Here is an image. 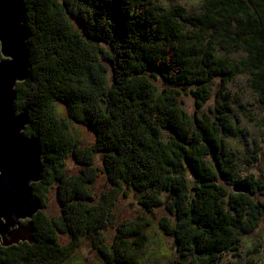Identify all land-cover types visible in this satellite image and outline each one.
Here are the masks:
<instances>
[{
  "label": "trees",
  "instance_id": "16d2710c",
  "mask_svg": "<svg viewBox=\"0 0 264 264\" xmlns=\"http://www.w3.org/2000/svg\"><path fill=\"white\" fill-rule=\"evenodd\" d=\"M22 2L28 66L15 106L39 144L42 174L31 191L40 208L33 241L0 246V264H60L85 237L106 264H146L144 227L160 205L173 264H221L237 246L236 228L264 222V176L235 177L225 138L244 133L226 87L235 74H249L264 111V0H201L197 10L157 0ZM213 92L211 114L200 112ZM182 94L193 98L191 112ZM69 118L91 129L90 143ZM67 157L78 165L70 172ZM101 174L105 187L94 196L89 184ZM236 182L248 192L234 191ZM50 190L58 203L51 215L43 210ZM130 195L146 213L116 221L105 241L116 200Z\"/></svg>",
  "mask_w": 264,
  "mask_h": 264
},
{
  "label": "rangeland",
  "instance_id": "374dc122",
  "mask_svg": "<svg viewBox=\"0 0 264 264\" xmlns=\"http://www.w3.org/2000/svg\"><path fill=\"white\" fill-rule=\"evenodd\" d=\"M157 1L166 7L179 3L188 10H197L201 3V0ZM248 75L247 72H238L226 83V87L231 93V112L233 117L237 118L238 124L244 131L242 135H225L227 145L237 164L235 177L249 174L253 177L264 176V111L256 102L255 94L247 81ZM216 97L213 92L210 98L202 104L200 112L204 111L211 114L210 109ZM181 98L185 109L189 112L195 109L193 98L189 94H182ZM55 108L58 115L66 116L60 101H55ZM67 121L72 133L81 143L88 144L93 140V132L88 126L70 118ZM245 158H248L249 161L247 162ZM95 162L99 163L97 158H95ZM77 167V163L72 158H66L64 168L68 172L75 170ZM222 183L231 189L230 182L224 180ZM104 187L105 178L103 174L89 184L90 192L94 196ZM257 196L262 198L260 194H257ZM141 209L142 207L131 195L126 198H118L113 209L116 220L112 223H107L102 228L104 240L110 241L112 238L116 221L131 218L139 212L146 213ZM43 210L50 215L58 212V203L53 190L48 192ZM153 211V215L149 213L150 223L144 227L147 238L140 251L141 258L146 264H173L176 258V250L171 236L164 234L158 225V218L165 215L166 210L160 205L155 207ZM235 230L238 235L236 248L222 252L218 262L221 264H264V222L260 219L257 226L249 232H244L237 228ZM61 239L63 240L64 237H61ZM60 264L106 263L95 252L89 238L85 237L78 248L74 249Z\"/></svg>",
  "mask_w": 264,
  "mask_h": 264
},
{
  "label": "water",
  "instance_id": "95a60500",
  "mask_svg": "<svg viewBox=\"0 0 264 264\" xmlns=\"http://www.w3.org/2000/svg\"><path fill=\"white\" fill-rule=\"evenodd\" d=\"M28 30L22 0H0V246L33 241L32 215L40 208L31 183L41 178L35 137L23 132L27 112L15 106V83L27 71ZM234 191L248 192L245 184ZM26 219L18 224V219Z\"/></svg>",
  "mask_w": 264,
  "mask_h": 264
},
{
  "label": "flooded vegetation",
  "instance_id": "af4514ba",
  "mask_svg": "<svg viewBox=\"0 0 264 264\" xmlns=\"http://www.w3.org/2000/svg\"><path fill=\"white\" fill-rule=\"evenodd\" d=\"M26 221V219H18V224L20 225V224H22V223H24Z\"/></svg>",
  "mask_w": 264,
  "mask_h": 264
}]
</instances>
